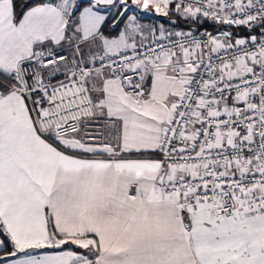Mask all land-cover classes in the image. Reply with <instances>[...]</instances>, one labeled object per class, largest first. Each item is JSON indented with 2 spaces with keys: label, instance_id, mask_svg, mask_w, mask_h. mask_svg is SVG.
<instances>
[{
  "label": "crops",
  "instance_id": "crops-1",
  "mask_svg": "<svg viewBox=\"0 0 264 264\" xmlns=\"http://www.w3.org/2000/svg\"><path fill=\"white\" fill-rule=\"evenodd\" d=\"M168 7L147 8L151 34L116 41V33L104 30L109 23L88 30L89 23L68 20L71 14L58 5L32 7L14 23L10 2L0 1V74L38 48L63 50L92 68L84 83L94 111L77 133L49 143L35 127L42 107L33 103V116L24 99L0 81V224L12 245L0 264H264V218H210L204 202L153 188L158 180L202 173L155 159L162 129L192 75L181 66L192 50L158 57L138 102L97 66L119 49L155 40L150 35L178 33L160 20L169 18ZM251 67L244 61L222 76Z\"/></svg>",
  "mask_w": 264,
  "mask_h": 264
},
{
  "label": "built area",
  "instance_id": "built-area-1",
  "mask_svg": "<svg viewBox=\"0 0 264 264\" xmlns=\"http://www.w3.org/2000/svg\"><path fill=\"white\" fill-rule=\"evenodd\" d=\"M159 2L184 8L216 27L119 49L97 64L138 102L146 94L145 79L158 57L192 50L181 65L192 75L162 129L155 159L163 166L197 168L202 173L158 180L153 188L166 196L181 194L188 201L204 202L210 218H264V34L243 40L219 28L264 23V0ZM244 61L252 65L251 71L222 76ZM91 70L63 50L38 48L8 74H0V81L24 99L33 116V103L42 107L43 115L35 119L36 132L54 143L58 137L77 133L83 121L94 117L84 83ZM232 133L236 138L217 143V136Z\"/></svg>",
  "mask_w": 264,
  "mask_h": 264
},
{
  "label": "rangeland",
  "instance_id": "rangeland-1",
  "mask_svg": "<svg viewBox=\"0 0 264 264\" xmlns=\"http://www.w3.org/2000/svg\"><path fill=\"white\" fill-rule=\"evenodd\" d=\"M79 2L80 0H57L56 4L68 15L78 9L75 18L80 19L79 17H81L84 23H89V26L86 28L88 30L94 29L96 24L102 23L101 25L104 24L105 26L109 23L104 30L106 33L108 31L116 33V41L134 40L136 34L143 37L148 35L146 32H153L151 17L147 8H149V5L161 4L159 0H119L114 6L100 7L87 1L88 3L80 7ZM102 9L104 14L99 12ZM173 9L171 14L178 15L180 18H193L197 16L181 7H173ZM166 13L170 15L167 11ZM110 24L111 26H109ZM86 29L84 28V30ZM88 30H86L87 33ZM172 33L174 34L175 32ZM172 33H168V35ZM148 37L149 40L152 38L157 39V35L155 37L152 35Z\"/></svg>",
  "mask_w": 264,
  "mask_h": 264
},
{
  "label": "trees",
  "instance_id": "trees-1",
  "mask_svg": "<svg viewBox=\"0 0 264 264\" xmlns=\"http://www.w3.org/2000/svg\"><path fill=\"white\" fill-rule=\"evenodd\" d=\"M2 1V0H0ZM11 4L12 8V15H13V22L17 23L23 14L32 7L39 6V5H57V0H7ZM88 3L86 0H80L79 4L85 5ZM174 7V6H173ZM173 7H168V13L170 15L168 19H160L163 20L166 24V27H169L170 30H179V32H189V33H198L201 31H208L212 30L216 27V25L209 19L202 18L201 16L197 15L193 18H180L178 15H172L171 12L174 10ZM78 12V9L75 12L71 13L68 17L74 18ZM220 29L225 30L229 36L238 38V39H251L257 38L264 34V23L262 21L259 22H251L249 24L243 26H220ZM0 241L3 245L2 250H0V261L5 260L12 252V245L3 231L1 224H0Z\"/></svg>",
  "mask_w": 264,
  "mask_h": 264
},
{
  "label": "water",
  "instance_id": "water-1",
  "mask_svg": "<svg viewBox=\"0 0 264 264\" xmlns=\"http://www.w3.org/2000/svg\"><path fill=\"white\" fill-rule=\"evenodd\" d=\"M89 3L96 4L100 7H111L114 6L117 0H86Z\"/></svg>",
  "mask_w": 264,
  "mask_h": 264
}]
</instances>
